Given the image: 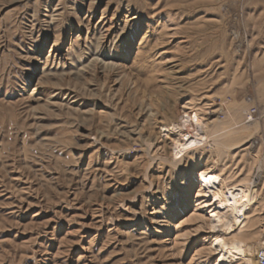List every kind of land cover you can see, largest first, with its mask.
<instances>
[{
	"label": "rangeland",
	"instance_id": "1",
	"mask_svg": "<svg viewBox=\"0 0 264 264\" xmlns=\"http://www.w3.org/2000/svg\"><path fill=\"white\" fill-rule=\"evenodd\" d=\"M216 234L258 264L264 0H0V264H220Z\"/></svg>",
	"mask_w": 264,
	"mask_h": 264
},
{
	"label": "bare ground",
	"instance_id": "2",
	"mask_svg": "<svg viewBox=\"0 0 264 264\" xmlns=\"http://www.w3.org/2000/svg\"><path fill=\"white\" fill-rule=\"evenodd\" d=\"M229 197L232 200H234L233 202L228 203V205L230 207V211L232 212V213L231 212L230 213L233 216H231L228 211L225 212L223 209H219V210H215V209L209 210V213L211 214L210 215L211 217H210V220H209L210 221L209 225H211V228H214V227L216 228L218 226H222V227L223 226L224 227L226 226L225 229L227 230L228 228H230L231 229L230 232L232 233V232H235V231H238L239 229H241L240 227H241V224H243V220L244 219H242V221H240L238 219V216L243 212V209H242V207L240 205L241 203L238 204V201L240 199L239 196H238V194L234 193L231 196L229 195ZM219 202H223V201H219ZM227 226H229V227L227 228ZM214 237L215 238L213 239V242L212 243L216 246V248H220L221 249L220 252H219V254L217 253L218 254V258H219L218 259V262L220 264L221 263H228L229 257H231V256L233 257V255H236L237 253L238 254L241 253L245 257V253L246 252L243 249V243L236 242V243L227 244L226 241H225V239L222 236L221 237L220 236L218 237L217 234H216V236L214 235Z\"/></svg>",
	"mask_w": 264,
	"mask_h": 264
},
{
	"label": "built area",
	"instance_id": "3",
	"mask_svg": "<svg viewBox=\"0 0 264 264\" xmlns=\"http://www.w3.org/2000/svg\"><path fill=\"white\" fill-rule=\"evenodd\" d=\"M254 111H248V115L251 117L253 115ZM257 262L258 264H264V248L259 250V253L257 255Z\"/></svg>",
	"mask_w": 264,
	"mask_h": 264
}]
</instances>
